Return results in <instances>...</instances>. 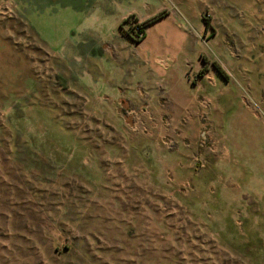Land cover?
Masks as SVG:
<instances>
[{"label": "rangeland", "instance_id": "374dc122", "mask_svg": "<svg viewBox=\"0 0 264 264\" xmlns=\"http://www.w3.org/2000/svg\"><path fill=\"white\" fill-rule=\"evenodd\" d=\"M158 2L126 51L182 100L88 97L100 15L0 0V264H264V0Z\"/></svg>", "mask_w": 264, "mask_h": 264}, {"label": "crops", "instance_id": "0c3cea01", "mask_svg": "<svg viewBox=\"0 0 264 264\" xmlns=\"http://www.w3.org/2000/svg\"><path fill=\"white\" fill-rule=\"evenodd\" d=\"M76 2L81 4L80 10L85 11L83 14H87L89 18L100 15L94 17L100 19L99 23L89 20L88 26H85L89 28L91 35L102 36L107 42L106 47L100 43H92L82 58H89L88 52L92 54V58H101L106 51L112 57L105 54L108 61L105 60L103 65L97 63L88 68V65L85 66L81 83L82 89L90 93L88 97L124 100L184 98L183 87L186 84L185 74L188 68L185 60H182V75L175 80L172 67L180 59H164L162 62L165 65H162L158 57L153 60H148L145 56L133 57L126 50L130 48L128 46L138 44L130 37L120 35V26L129 15H136L147 21L160 14L158 0H73V3ZM93 28L99 29L94 31ZM227 163L232 164V160L227 158Z\"/></svg>", "mask_w": 264, "mask_h": 264}, {"label": "trees", "instance_id": "16d2710c", "mask_svg": "<svg viewBox=\"0 0 264 264\" xmlns=\"http://www.w3.org/2000/svg\"><path fill=\"white\" fill-rule=\"evenodd\" d=\"M166 16V12H162L158 15H156L155 17L137 25L134 29V32L132 33V35H130L129 37L131 38V40L134 43L140 44L142 41H144L145 37H146V32L148 27L153 24L154 22H156L157 20H160L162 18H164ZM130 23L129 20H125L123 22V24H127ZM216 70L218 71V73L221 75V77L225 80L228 81V76L223 72V70L219 67L216 66ZM205 75V70H201V72L199 73V77H203Z\"/></svg>", "mask_w": 264, "mask_h": 264}]
</instances>
